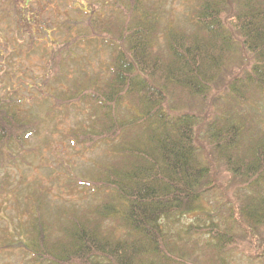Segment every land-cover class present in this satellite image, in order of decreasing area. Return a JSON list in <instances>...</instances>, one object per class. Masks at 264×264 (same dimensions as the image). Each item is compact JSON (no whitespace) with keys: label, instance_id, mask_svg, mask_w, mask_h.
<instances>
[{"label":"trees","instance_id":"1","mask_svg":"<svg viewBox=\"0 0 264 264\" xmlns=\"http://www.w3.org/2000/svg\"><path fill=\"white\" fill-rule=\"evenodd\" d=\"M130 4L126 17L121 11L119 18L104 17L95 4L94 9L80 8L86 18L58 21L65 37L54 46L48 43L40 80L44 86L57 83L52 86L58 90L56 108L76 102L93 106L89 128L81 126L68 135L84 148L106 144L107 159L80 182L86 191L105 198L79 214H65V221L52 226L42 216L40 191L35 213L25 211L30 236L13 245L27 250L36 263L176 264L183 262L180 256L188 248L167 241L165 225L173 216L192 213L198 224H189L188 234L206 232L213 240L206 244L222 252L235 247L243 232L247 242L260 247L246 255L264 258V140L248 135L250 125L235 113L236 102L264 89V0H197L189 12L191 28L168 26L163 46L157 44V5L152 0ZM9 6L20 19L16 1ZM29 18L22 14L20 20L30 25ZM78 25L87 32L76 34ZM71 29L74 33L68 34ZM32 36L25 54L35 43ZM103 36L117 42L105 79L96 76L87 86L79 78L61 82L63 64L76 57L71 45L80 41L89 46ZM245 52L250 57L243 58ZM3 59L4 65L14 60ZM0 83L1 152L10 144L24 147L39 119L25 109V103L37 99L31 84ZM214 90H219L215 112L206 103ZM179 100L187 103L186 109L176 104ZM219 169L230 177L228 188L220 184L226 177ZM216 192L223 201H215L213 208L204 199ZM228 201L232 211L224 215L222 206ZM232 224L241 229L239 234L228 231ZM16 233L27 234L24 227Z\"/></svg>","mask_w":264,"mask_h":264},{"label":"rangeland","instance_id":"2","mask_svg":"<svg viewBox=\"0 0 264 264\" xmlns=\"http://www.w3.org/2000/svg\"><path fill=\"white\" fill-rule=\"evenodd\" d=\"M10 1L12 0H0V62L3 63L2 61L5 60L3 57L8 56L14 60L10 61V65L0 64V82L3 80L7 87L31 84V90L38 91L37 99L25 103V109H28L31 115L38 116L39 123L38 130L30 136L24 147L10 144L8 150L3 149L0 152V264H57L52 260L36 263L27 250L13 245L17 238L25 239L30 236L28 232V215L30 214L25 211L35 213V203L40 197L37 194L42 191L44 193L42 216L50 225L56 226L59 219L65 221V214H79L102 201L105 198L103 193L95 194L92 191H86L80 182L89 178L96 164L107 159L105 156L107 146L104 143H97L94 147L84 148L74 143L73 137L68 135L81 126L89 128L87 124L91 123L89 119L93 117L91 113L93 106L85 102H76L65 109H59L53 105V97L58 95V90H53L52 86H56L57 83L52 81L44 86L40 81L47 63L46 59L49 57L45 53L46 47L48 43L54 46L63 36L65 37V31L58 28V21L66 16L72 19L86 18L80 8L94 9L96 4L104 17L119 18L120 11L123 13L122 16L126 17L124 14H127L131 8V0H31L28 3L25 2L26 0H13L16 1L21 15L23 14L25 18L30 17L29 19L32 20L30 25L25 20H20L21 15L20 19L14 17L9 6ZM152 1L159 9L157 12L158 45L163 46L165 42L163 32L168 26L186 30L191 28L189 12L197 4V0ZM22 6L24 8H21ZM76 29V34L87 32L82 25H78ZM32 32L35 37L32 36ZM72 33L74 29H71L68 34ZM31 36L35 38V43L25 54ZM79 39L77 38L78 41ZM91 42L94 43L89 46L80 41L71 45L70 48L76 57L69 58L67 64H63L61 82L70 84L74 78H79L87 86L88 81L91 82L96 76H99L102 81L105 79L111 67L114 53L112 48L117 42L106 36L101 39L94 38ZM244 54L243 58L250 57L246 52ZM5 68L10 69L6 74H4ZM54 69L58 68L54 67ZM3 75L4 77L1 78ZM3 86L4 84L0 83V92ZM47 91L53 95H45ZM218 91H210L207 96L206 103L213 107V112L218 105L213 103ZM176 104L181 105L182 109L187 107L184 101H176ZM195 105L197 106L195 108L203 107V104L201 107H198V104ZM235 105L236 118L250 125V129L246 131L248 135L254 133L255 136H263L261 139L264 140V89L253 93L251 91L246 101L236 102ZM51 106L54 108H50ZM203 139L201 134V140ZM202 146L209 148L206 142ZM6 159L9 160L6 162ZM215 166L219 168L221 165ZM218 173L221 177H226L224 179L226 183L221 180L222 188H228L231 185V181L228 182L229 175L222 169H219ZM235 191L228 193L231 200L235 198ZM204 200L211 202L213 208L217 206L215 201H223L218 192L215 195L213 193L207 195ZM222 207L225 210V212L222 210L224 215L225 213L227 215V212L232 211L233 206L228 201ZM194 216L195 214L192 213L181 217L173 216L165 225L167 241L178 244V248L182 250L188 248L182 256L176 251L175 254L183 261L176 264H264V258L253 259L246 255L260 247L247 242L248 237H245L243 232L237 236L238 243L235 247H228L222 252L206 244L207 241H213L206 232L196 231V233L188 234L189 224H198ZM20 227L25 228L26 235L16 233L19 232ZM227 228L228 226L226 230ZM228 231L239 234L241 229L232 224ZM251 240L253 241V238ZM260 242L261 238L258 237L259 246ZM154 264L159 263L154 261Z\"/></svg>","mask_w":264,"mask_h":264}]
</instances>
